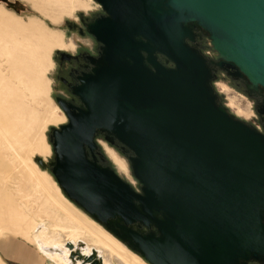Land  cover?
Listing matches in <instances>:
<instances>
[{
    "label": "water",
    "instance_id": "obj_1",
    "mask_svg": "<svg viewBox=\"0 0 264 264\" xmlns=\"http://www.w3.org/2000/svg\"><path fill=\"white\" fill-rule=\"evenodd\" d=\"M117 1V11L105 3L113 19L89 26L104 49L78 91L86 108L61 104L70 122L53 131L52 172L63 193L152 264L264 258V133L218 102L185 25L209 31L223 68L264 87V0ZM99 129L134 152L142 193L87 157ZM72 256L102 264L94 250Z\"/></svg>",
    "mask_w": 264,
    "mask_h": 264
},
{
    "label": "rangeland",
    "instance_id": "obj_2",
    "mask_svg": "<svg viewBox=\"0 0 264 264\" xmlns=\"http://www.w3.org/2000/svg\"><path fill=\"white\" fill-rule=\"evenodd\" d=\"M97 3V0H0V160L8 162L10 169L8 171L0 163V183H3L0 184V264H19L7 256L25 264H58L41 254L37 245L30 243L24 235L46 220L66 228L62 232L65 238L72 235V240L83 238L94 243L91 231L78 219V215L94 221L135 254L142 255L129 246L131 239L122 240L106 224L97 221L69 199L52 172L56 162L53 131L68 122L56 100L61 95L59 90L74 96L78 83L76 76L83 70H89L92 64L84 54L98 58L103 54L104 45L87 28L96 15L92 8ZM198 41L207 60L215 64L223 61L208 30L203 28ZM158 55L164 64L172 65L166 56ZM92 62L95 68L97 62ZM211 84L218 102L231 115L252 127L260 124L256 109L258 101L264 98L263 86L254 84L244 74L232 77L218 65L214 67ZM62 114L66 117L63 122ZM101 131L106 132L108 139L121 150L98 137L114 162L110 156L109 161L124 180L142 193L143 184L132 167L134 152L114 134ZM44 146L48 148L46 153ZM33 186L38 187L37 192L33 191ZM55 188L73 206L74 214L65 211L53 198L55 195L58 197ZM133 228L142 233H158L155 225L134 224ZM28 249H33L40 256L32 258ZM103 252L109 254L105 248ZM114 262L118 263V260L114 259Z\"/></svg>",
    "mask_w": 264,
    "mask_h": 264
},
{
    "label": "bare ground",
    "instance_id": "obj_3",
    "mask_svg": "<svg viewBox=\"0 0 264 264\" xmlns=\"http://www.w3.org/2000/svg\"><path fill=\"white\" fill-rule=\"evenodd\" d=\"M63 46L64 45H61L60 47H63ZM64 48H65V46H64ZM45 123H47V122H45ZM1 132L3 133V131H1ZM5 139L6 138H4L3 141H5ZM7 141H8V139H7ZM4 148H6V147H4ZM44 148H45L44 153H46L48 148H47V146H44ZM8 149H10V148H8ZM2 156H3V154H2ZM1 162H2V164L5 165L4 168L8 169V171H9L10 170L9 169V163L4 161V160L3 161L0 160V163ZM1 172L2 171L0 168V182L2 181ZM10 173H12V172H10ZM10 173H9V175H10ZM4 180H6V179H4ZM25 180H23V181H25ZM12 183H13V181H12ZM40 183H42V182L40 181ZM0 184H3V183H0ZM51 186L54 188L53 184H51ZM9 188L13 189L14 187L13 188L9 187ZM37 190H38V187H34L33 191L37 192ZM56 192H57L58 197H56L55 194H54L55 197H53V195L51 193L50 194L58 202V204H60V206L65 211L67 210L68 212L74 214L73 206L69 202H67L64 198H62V196L59 194L57 189H56ZM77 217L83 224H85L86 228L91 231L92 237L94 238V243L88 242L83 238H77L76 240H72V239H70V237H73L72 235H70V237H68V238H65V236L63 235L62 232L65 231L66 228L59 227L56 224L50 222L49 220H46L45 222L37 224V226L34 228H30L28 234L26 233L24 235L27 237L26 239L29 242L32 241L37 245L36 247L38 248V250L40 251L41 254H43L45 257L49 258L51 261L58 263V264H80L82 260L77 258V257H73L72 256L73 252L78 251V252H81L82 255H90L93 252V250L96 251V253L99 257H101L102 264H152L144 256L135 254L134 251L131 250L125 244H123L120 241V239L118 240L116 236H115L116 237L115 238L110 233L106 232L105 230L100 229L94 223V221L87 219V218L82 219V217L79 215ZM12 232H14V231H12ZM69 244H72L73 248L69 247ZM103 248H105L109 251L108 255L104 254ZM114 259H117L118 263H115Z\"/></svg>",
    "mask_w": 264,
    "mask_h": 264
},
{
    "label": "flooded vegetation",
    "instance_id": "obj_4",
    "mask_svg": "<svg viewBox=\"0 0 264 264\" xmlns=\"http://www.w3.org/2000/svg\"><path fill=\"white\" fill-rule=\"evenodd\" d=\"M109 1V2H108ZM97 3L96 5L97 6H93L92 10H96V15L95 17L87 24V28L89 30V26L90 25H93L94 28H98L99 25L96 23L98 20L102 19V18H111L113 19V14L111 12H109L108 8L106 7L105 3L110 6V8L112 10H118L119 7H120V2L119 1H115V0H97ZM140 5L139 1L138 0H132L131 1V8H135L136 5ZM91 7V6H90ZM156 6H154L155 8ZM91 10V9H90ZM98 11V12H97ZM186 26H188L192 33H193V38H189L187 37L186 40L189 44H191L193 47H195L197 50L200 51V47H199V44L200 42L198 41L199 39V36L200 34L203 32V28L201 25H199L197 22H194V21H190V22H187L185 23ZM100 28V27H99ZM95 36V35H94ZM97 39V38H96ZM99 41V40H98ZM101 42V41H100ZM102 43V42H101ZM103 44V43H102ZM104 45V44H103ZM201 52V51H200ZM84 56L86 58L89 59L90 61V64L93 62L92 61H95L98 59L97 56H94V55H91V54H84ZM158 58L159 60L160 57L158 55ZM162 62V61H161ZM91 64V67L89 70H83L81 71L76 77H77V81L78 83L76 84V87H75V90L73 91V93L75 94L74 96H69L67 95L63 90H59L60 94L59 96L56 97V100L58 102V104L60 105V107L62 108V110L64 111L66 117L68 116L67 114V111L61 106L64 105V107L68 110H74V109H83L86 105H85V102L83 101L82 97L80 96V94L78 93L79 91V88L81 86H83V80L89 75V74H93L94 73V67L93 65ZM207 64L211 70V73H212V78L214 77V67L215 66H220L221 68H223L221 65H220V61L218 63H214L212 62L211 60H207ZM229 75H231L232 77H240V75H233L229 72V70L223 68ZM80 101H81V104H80ZM257 113L259 115V125H255L253 126L254 128H256L257 130L261 131L262 133H264V98H262L260 101H258V104H257ZM62 122L65 121L66 117L62 114ZM68 119V122L66 124H68L70 122L69 118L67 117ZM61 122V123H62ZM65 124V125H66ZM62 126L61 125L58 129L61 130L62 129ZM107 133L106 132H103L101 131L100 129L97 130L95 132V135L93 137V141L95 143V147L91 148L90 146L86 145L85 146V149H86V152H87V157L92 161V162H95L99 165H101L102 167H112L113 165L111 164V162L109 161L112 160V157L108 156L107 152H106V149L104 147V144L103 142L101 141V139H99L98 137H101L102 139L106 140L108 144L110 145H113L118 151H121L120 148L113 144V142H111V140L108 139L107 137ZM102 147H100V145ZM113 151V150H111ZM114 162V161H113ZM115 166V165H114ZM113 166V167H114ZM112 167V168H113ZM113 169H115L117 172H119L117 170L116 167H114ZM237 264H264V258H255V257H250L249 259H240L239 262Z\"/></svg>",
    "mask_w": 264,
    "mask_h": 264
},
{
    "label": "crops",
    "instance_id": "obj_5",
    "mask_svg": "<svg viewBox=\"0 0 264 264\" xmlns=\"http://www.w3.org/2000/svg\"><path fill=\"white\" fill-rule=\"evenodd\" d=\"M28 251L30 252V256L32 257V258H34V259H36V258H38L39 256H40V254L39 253H35V251L33 250V249H28ZM7 258L9 259V260H11V261H14V262H16V263H19V264H25V263H23V262H20V261H18L16 258H14V257H9V256H7ZM26 264H36L35 262H30V263H26Z\"/></svg>",
    "mask_w": 264,
    "mask_h": 264
}]
</instances>
